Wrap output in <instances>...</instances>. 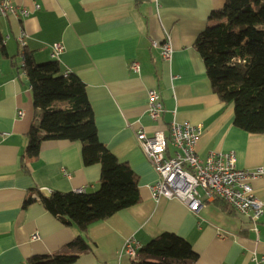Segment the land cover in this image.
I'll return each mask as SVG.
<instances>
[{
    "label": "crops",
    "instance_id": "crops-1",
    "mask_svg": "<svg viewBox=\"0 0 264 264\" xmlns=\"http://www.w3.org/2000/svg\"><path fill=\"white\" fill-rule=\"evenodd\" d=\"M11 1L29 14L0 9V264H29L30 257L59 252L82 234L74 221L46 209L43 194L81 188L91 193L100 187L101 165L85 163L81 141L48 139L37 156L26 153L35 108L20 61L26 49L37 62L54 60L56 42L64 46L58 59L62 70L86 84L101 143L132 167L140 188L138 204L91 226L90 249L69 264H135L125 253L126 241L133 238L143 246L165 231L191 243L195 264H264V215L255 222L205 197L199 212L179 198H153L151 186L160 175L137 140L139 130L152 135L167 131L173 121L201 124L200 157L233 150L238 168L264 169V133L234 125V106L214 91L194 45L216 23L226 0ZM168 35L169 62L153 45ZM149 89H156L164 104L158 121L148 113ZM252 185L264 201V174Z\"/></svg>",
    "mask_w": 264,
    "mask_h": 264
},
{
    "label": "trees",
    "instance_id": "trees-1",
    "mask_svg": "<svg viewBox=\"0 0 264 264\" xmlns=\"http://www.w3.org/2000/svg\"><path fill=\"white\" fill-rule=\"evenodd\" d=\"M218 16L194 45L204 59L214 91L222 102L233 104L234 125L263 134L264 0H226ZM24 54L23 68L32 86L35 108L27 156H37L44 140L81 141L85 163H99L102 168L100 187L95 192L53 191L42 195L48 211L64 221H74L82 234L59 252L32 256L28 263L69 264L90 249L92 225L139 203V177L101 143L86 84L79 75L65 73L58 60L40 63L30 50ZM32 201L28 199L26 206ZM214 202L227 211L233 208L220 198ZM197 258L189 241L165 231L140 248L135 264H195Z\"/></svg>",
    "mask_w": 264,
    "mask_h": 264
},
{
    "label": "built area",
    "instance_id": "built-area-1",
    "mask_svg": "<svg viewBox=\"0 0 264 264\" xmlns=\"http://www.w3.org/2000/svg\"><path fill=\"white\" fill-rule=\"evenodd\" d=\"M0 9L3 14L12 13L19 16L29 14L26 8L18 9L11 0H2ZM23 36L24 33L19 37L22 46L26 44ZM5 41L6 39H3L2 43ZM153 45L160 48L163 60L167 62L172 60L173 45L169 35L162 43L153 41ZM63 50L62 43H54L52 58L58 60ZM24 59L22 55L20 63L23 66ZM131 67L139 71L138 62H133ZM163 111L161 94L156 89H149L150 118L158 121ZM19 114L23 115L24 112L20 111ZM202 133L201 124L176 121L171 123L167 131L160 129L152 135H148L144 130L137 132L139 145L160 175V179L151 186L153 198H179L191 211L199 212L205 205L198 190L199 187H203L207 200L215 201L220 198L237 211L248 215L253 221H258L264 215V201L256 196L252 180L263 175L264 169L238 168L237 153L233 150L211 151L206 157H200L197 143ZM171 145L172 153L169 152ZM76 191L86 192L82 188ZM33 238H37V235ZM141 247L138 241L130 238L125 243V253L136 259Z\"/></svg>",
    "mask_w": 264,
    "mask_h": 264
},
{
    "label": "rangeland",
    "instance_id": "rangeland-1",
    "mask_svg": "<svg viewBox=\"0 0 264 264\" xmlns=\"http://www.w3.org/2000/svg\"><path fill=\"white\" fill-rule=\"evenodd\" d=\"M198 190H199V192H200V196H201V197H204V195H205V190H204V188H203V187H199Z\"/></svg>",
    "mask_w": 264,
    "mask_h": 264
}]
</instances>
